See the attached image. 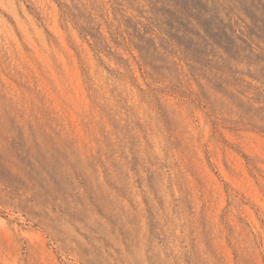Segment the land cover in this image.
Wrapping results in <instances>:
<instances>
[{
    "label": "rangeland",
    "instance_id": "374dc122",
    "mask_svg": "<svg viewBox=\"0 0 264 264\" xmlns=\"http://www.w3.org/2000/svg\"><path fill=\"white\" fill-rule=\"evenodd\" d=\"M0 264H264V0H0Z\"/></svg>",
    "mask_w": 264,
    "mask_h": 264
}]
</instances>
